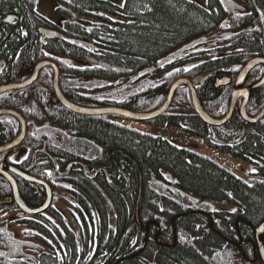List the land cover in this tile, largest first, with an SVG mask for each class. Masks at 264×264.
<instances>
[{"label": "trees", "instance_id": "1", "mask_svg": "<svg viewBox=\"0 0 264 264\" xmlns=\"http://www.w3.org/2000/svg\"><path fill=\"white\" fill-rule=\"evenodd\" d=\"M58 2L63 37L42 45L45 57L53 53L57 62L61 90L80 105L150 110L175 80L220 75L221 68L246 57L213 59L197 49L199 41L217 31V16H224L217 0ZM46 22L39 16V26ZM237 45L264 54V37L255 31ZM196 91L210 115L225 112L228 97L215 88L212 76ZM254 98L258 101L249 112L260 108L264 92ZM57 112L59 118H51L54 127L43 129L46 147L56 158L80 161L88 170L105 168L90 179L75 165L70 175L76 181L62 186L75 207L79 243L73 252L68 240L72 228L67 218L53 212L65 237L48 248L58 251L60 259H40L39 243L29 240L22 246L2 245L10 253L0 249V264H263L255 230L264 221V118L248 124L234 114L222 126L207 125L195 113L186 87H180L169 110L146 122L173 127L250 161L256 174L245 181L206 155L154 130L131 127L117 116L64 108ZM1 120L8 122L6 116ZM0 139H6L2 132ZM5 189L9 187L0 178V191ZM33 197L40 202L44 194ZM222 204L230 208L218 207ZM30 223L28 228H39V220ZM48 225L52 227H43Z\"/></svg>", "mask_w": 264, "mask_h": 264}, {"label": "flooded vegetation", "instance_id": "2", "mask_svg": "<svg viewBox=\"0 0 264 264\" xmlns=\"http://www.w3.org/2000/svg\"><path fill=\"white\" fill-rule=\"evenodd\" d=\"M58 1L0 0V132L6 137L0 143V146L12 142L21 129V124L11 112H16L21 115L24 119L22 128L25 129V134L18 145L0 154V178L9 187V189L0 191V249L10 253V248H7V246L4 248L2 245L5 246L6 244L10 245L14 243L16 246H22V241L29 242L31 240L34 243H39V256L41 255L40 259L42 260L60 259L57 253L58 251L53 252L48 248L53 243L62 244V240L65 237V232L61 226L62 223L55 220L53 212L67 218L68 225L72 228L68 240L73 241V252L76 249L75 242L79 243V237L72 219L75 207L71 206L66 195L65 198H56V192L65 191L62 189L64 184L69 185L68 181L72 183L76 181L72 178L73 174L70 175L74 166L77 165V168L80 169L81 165L85 176L90 179H94L97 173L105 169L97 165L92 170H88L80 161L68 160L62 157L56 158L51 150L43 143V138H45L43 129L50 126L54 127L51 123V118H59L56 115L58 114L57 111H60L61 108L68 110L63 106L59 95L55 93L52 86L53 69L51 67H44L39 71V63L41 62H51L58 69L53 53L47 52L49 54L45 57L44 51L46 48L42 45L45 42H52L56 38L63 37L61 31L63 29L64 19L60 17L61 15L58 11L60 5ZM63 1L68 2V0ZM195 1L202 3L204 0ZM217 2L219 8L223 9L224 16H217L220 19L217 31L210 34L206 39L199 41L200 46H196L197 49L199 51L206 50V52H210L209 57L213 59L243 55L246 57L236 65H226L221 68L222 75L214 72L207 73L212 74L208 76L213 77L215 88H221V92L225 93L228 97L225 112L221 115H214L213 117H225L229 110L231 95L235 92L237 98L235 109L224 124L229 122L234 114H237L244 122L254 124L264 118V116L254 123H249L241 117L240 106L245 102L246 113L252 118L258 115L264 106L263 102L256 112H249L247 110L251 107L252 103H256L260 99L259 97L256 100L254 94L256 92L261 94L264 92V83L251 89L252 86L264 77V54H260L257 51L249 52V50L237 45V43L242 36L252 31L264 37V0H217ZM9 16L13 17L12 21L8 20ZM39 16L44 17L47 21L44 24L45 26H39ZM49 16H52V18H49ZM259 16L260 19L258 20ZM44 29L55 31L56 35L44 37ZM254 59H260V62L248 71L242 82L236 85L241 70ZM47 76L51 80L50 86L45 82L48 79ZM224 79H227L228 82L216 86L217 81ZM61 89L59 80L61 95L65 99L70 100V95ZM4 116L7 117L8 122L4 121L3 124L1 118ZM12 127L15 128L13 135H11ZM55 128L57 129V127ZM180 145L183 144L180 143ZM246 162L250 163L255 169L248 177L251 180L256 174V168L250 161ZM11 168L16 169L17 172L22 174L45 181L51 187V202L45 210L39 211L38 214H31L24 212L19 207L16 199L13 197L11 185L5 173L11 174L14 177L19 196L29 208L35 209L42 206L46 201L47 195L42 185L18 175ZM226 169L232 172L228 168ZM54 173L58 175L55 176L53 175ZM68 176H70L69 180H66ZM32 184H36L42 188L44 198L40 202L33 197V194H43L39 189H34ZM57 199L61 203H58ZM63 201H66L67 206ZM218 207H223L224 209L230 208L226 204ZM37 220H39V228H35L34 230L30 227L28 228V224H31L30 222L34 223ZM45 223H51L52 227L49 225L47 228L43 227ZM259 238L261 239V236ZM255 242L257 244L256 231ZM87 246L89 247L88 244ZM257 249L260 257L258 244ZM44 253L49 255H42ZM87 255L91 257V252H88ZM243 257H245V254Z\"/></svg>", "mask_w": 264, "mask_h": 264}, {"label": "water", "instance_id": "3", "mask_svg": "<svg viewBox=\"0 0 264 264\" xmlns=\"http://www.w3.org/2000/svg\"><path fill=\"white\" fill-rule=\"evenodd\" d=\"M43 35H44V37H52V36L56 35V33H55V31H52L49 29H44ZM259 62H260V59H254V60L250 61L241 70V72L237 78L236 85H238V83L242 82V80L245 79L248 71H250V69L252 67H254L255 65H257ZM44 67H51L53 69L52 85H53V88L55 90V93H57V95H59V97L61 99V103L63 104V106L66 107L67 109L75 112V113L85 114V115L112 114V115H116V116H119V117L127 119V120H132V121H150V120L158 117L159 115H161L163 112H165L168 109V107H169V105L173 99V96H174V94L178 88H180L182 86H186L188 89V92H189L191 104H192L193 109H194L195 113L197 114V116L205 124H208L211 126H219V125H223L229 119L230 115L232 114V112L235 109V104H236V99H237L235 92H233L231 95L230 104L228 107L229 110L226 113L225 117H223V118H215V117L211 116L208 112H206L200 103V100H199V97L197 95L195 87L197 85H201L202 81L206 78V76L212 75V74H207V75H202V76L198 77L196 80H194V82H192L191 80H189L187 78H179V79L175 80L171 84V86L169 87V90L167 92V96H166L165 100L159 106H157L155 109L150 110V111L134 112V111H131L129 109L118 108V107H93V108H90V107H85V106H80V105L74 104V103L68 101L67 99H65L61 95L60 90H59V70L57 69L56 65L51 63V62L39 63V71ZM225 82L227 83L228 80L224 79V80L217 81L216 86H219L221 84H225ZM263 83H264V77L257 84L252 86L251 89L258 87V86L262 85ZM11 114L14 115V117L16 119H18L19 123L21 124V129L19 130V134L15 137V139L12 142L0 146V154L3 153L4 151L8 150V149H11V148L17 146L25 134V129L22 128V124H24L23 123L24 119L21 117L20 114H17L16 112H11ZM240 115L245 121H247L249 123H254L258 119H260L261 117L264 116V106L262 107L261 112L258 115H256L254 118H252V117H249L247 115L246 110H245V102H243L240 106ZM11 169H13V172L16 171L15 173H17L23 177L28 178L32 182H36V183L42 185L44 187V189L46 191V195H47L46 201L42 206H40L39 208H35V209L29 208L21 200V198L19 196L15 179L12 177L11 174L5 173L8 181L11 185L13 197L16 199L19 207L24 212H27V213H37L39 211L46 209L48 207V205L50 204L51 198H52V195H51L52 192H51V188L49 187V185L42 180H39L37 178H33V177L28 176V175L17 172V170L14 168H11ZM255 231H256L257 244L259 246L260 258L264 264V245H263L262 240L259 238L260 235L263 234V232H264V221L260 224L259 227L256 228Z\"/></svg>", "mask_w": 264, "mask_h": 264}, {"label": "rangeland", "instance_id": "4", "mask_svg": "<svg viewBox=\"0 0 264 264\" xmlns=\"http://www.w3.org/2000/svg\"><path fill=\"white\" fill-rule=\"evenodd\" d=\"M109 1H111L115 4H122L124 0H109ZM49 18H52V16H49ZM177 54H179V53H177ZM172 102H173V100L171 101V103H170V105L166 111L169 110ZM127 123L131 124L133 127L135 126L137 128H140V129H144V130H148V131H152V132H153V130L157 131L158 133H161L164 137L171 139L173 142H175L177 144L182 143L183 145H185L189 148H192V149L196 150L197 152H199L203 155H206L207 157L216 161L217 163L223 165L224 167L228 168L235 175H237L238 177H240L242 179L249 180L248 177H249L250 173L254 172L253 171L254 168L250 163L243 161L239 158L232 157L229 154L221 153V152L217 151L216 149L209 147L208 145L203 143L200 139H197L196 137H194L190 134H187V133L185 134V133L181 132L180 130L175 129L173 127H171V128H161V127L156 128V126H154V125L143 123V122H127ZM61 197L65 198L63 191L56 192V198H61ZM57 202L61 203V201L59 199H57ZM64 204L67 206L66 201L64 202Z\"/></svg>", "mask_w": 264, "mask_h": 264}, {"label": "snow or ice", "instance_id": "5", "mask_svg": "<svg viewBox=\"0 0 264 264\" xmlns=\"http://www.w3.org/2000/svg\"><path fill=\"white\" fill-rule=\"evenodd\" d=\"M8 20H9V21H12V20H13V17L9 16V17H8ZM253 171H255V169H253Z\"/></svg>", "mask_w": 264, "mask_h": 264}]
</instances>
